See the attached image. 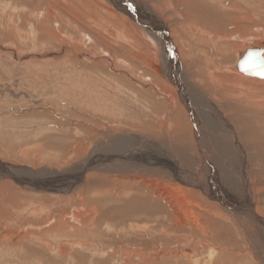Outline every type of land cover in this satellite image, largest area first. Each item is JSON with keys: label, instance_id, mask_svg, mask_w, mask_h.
I'll return each mask as SVG.
<instances>
[{"label": "rangeland", "instance_id": "rangeland-1", "mask_svg": "<svg viewBox=\"0 0 264 264\" xmlns=\"http://www.w3.org/2000/svg\"><path fill=\"white\" fill-rule=\"evenodd\" d=\"M143 1L150 3L149 7L155 9V14L162 13L164 23L169 28L174 25L170 15L166 14L169 12L167 2ZM238 2L241 7L245 6V9L254 8V11L250 10L254 22H247L242 29L238 26L237 29L240 30L236 36L232 35L221 40L213 37L215 49L214 45L210 44V38L199 36L195 31L191 36L184 35L181 30L173 34L177 43V58L184 56L185 65L190 70H193L191 68L193 59L190 58L192 55L197 59L196 63H203L205 56L203 53L208 51L211 55L214 54L222 65H232L237 52L250 44V38L247 39L248 34L252 35L251 41L254 39L264 42V4H262L264 2L259 0ZM115 7L111 0H0V45L3 46L0 48V162L4 167H15L16 170L12 172L19 174L20 178L32 179L33 177L27 173L31 171L36 173L34 171L43 170L45 167L54 171L49 175L51 178L58 175L55 171L72 175L75 171L73 166L84 160L87 152L96 148L95 145H101L100 135L95 133L91 135L90 132L95 130L98 123L108 115L107 121L110 119L111 123L116 125L119 123L127 127L134 126L132 129L135 125L137 128L144 127L147 120L158 122L165 116L168 105L166 101L164 102L163 96L157 94L158 92L155 93L150 87L148 77L145 79L141 77L148 72L142 69L138 62L127 58L133 67L127 68L117 64V72L112 71V68L109 69L111 76L107 69L95 67L91 63L87 64L88 58L84 59L89 53L93 57L100 56L107 48H111L113 53L118 55L124 53V56L128 57H130L128 51L136 53L135 45L138 44H133L134 40L116 38L119 31L115 26L114 18L125 14ZM219 8L226 10V5ZM254 12L255 14H252ZM208 13L212 18L217 15L211 9H208ZM203 17L208 21L207 16L203 15ZM96 20L97 23L93 22ZM102 25L109 30L101 29ZM123 28L127 29L125 26L121 27ZM83 32H89L92 40L84 41ZM139 36L136 40L142 41L143 46H137L139 50L136 54H149L142 49L145 50L150 42L146 41L142 33H139ZM10 44L14 45L15 48L12 47L14 52L8 46ZM151 47L149 45L148 48ZM158 48L160 49V46H154V52L151 50L150 55L160 54ZM222 48L228 51H222ZM64 49L66 51H63ZM13 54L16 56L14 57ZM66 56H74L84 61L68 59ZM155 59L153 65L158 64L157 56ZM68 60L71 62H67ZM148 64L152 66L151 62ZM128 72L131 77L136 78L135 81L124 76V73ZM87 74L90 75V80L86 77ZM35 75L42 76L48 86L42 84ZM70 78H76L79 86L71 83ZM93 80H97L100 85H91L93 83L90 81ZM118 85L121 86L119 91ZM67 86L72 87L69 90ZM85 86L86 90L83 91L82 88ZM109 88H112V92L107 90ZM175 105V109L168 115L169 119H172L176 111H180L182 117L185 116L183 121H187L188 110L182 106V102H175ZM117 111L121 112L117 115ZM109 113L116 115L112 116ZM141 120L145 123H140ZM137 132L147 135L144 131ZM160 140L164 145L162 136ZM180 143L178 142L177 146H180L178 154L182 153L179 154L178 159L186 163V158L190 159V154H193L192 162L195 163V155H197L195 148L191 145L185 148ZM226 145L225 148L229 144ZM99 150L97 146V152ZM186 152H188L187 156ZM4 167H0V193L4 192L1 193L4 197L0 194L2 198H0V264H238L245 261L255 264L259 256L261 259L264 257L263 248L256 249V246L260 245H253L256 251L252 247L251 239L243 236L244 234L242 235L231 220L222 216L216 217V214L220 213L219 210L215 209L213 213L203 211V208L199 207L201 200L195 189L188 190L182 182H167L160 185L161 188L166 187L167 191L171 190L169 193L165 191L168 194L165 193L167 196L164 199L169 202L174 199L171 203L175 204V212H172L163 201L149 200L147 195L138 191L130 194L124 190L116 199L115 191H120V187L118 189L117 186L113 192L114 197L106 193L79 194L81 189L78 186L82 184L85 176L90 174L94 177L96 175L97 178L100 176V179L94 182L103 179L106 172L99 168L98 170L90 168L82 172V181L76 184L74 194L69 193L66 188H61L63 186H57L63 191L59 195L55 193L56 189L51 193L50 190L44 189L45 191L38 195L33 190L36 187H31L33 185H29L30 189L23 185L17 188L11 181H7L5 178H11L4 173ZM40 176L39 178L43 177ZM71 178L74 179L73 175ZM37 188L40 186L38 185ZM10 195L13 198H10ZM7 196L9 203L4 204ZM257 197L262 198L260 194ZM134 203L145 204L147 210L144 208L136 210L132 207ZM151 206L155 207L154 211L151 210ZM261 206L264 209V205ZM93 210L96 212H92ZM72 213L80 222L84 218L85 221L88 220L86 225L71 221L69 218ZM58 216L63 217L62 222L58 221ZM65 221L69 222L68 225ZM74 226L79 227V230L74 229ZM61 248L65 252H62Z\"/></svg>", "mask_w": 264, "mask_h": 264}, {"label": "bare ground", "instance_id": "bare-ground-1", "mask_svg": "<svg viewBox=\"0 0 264 264\" xmlns=\"http://www.w3.org/2000/svg\"><path fill=\"white\" fill-rule=\"evenodd\" d=\"M111 1L125 14L124 16H116V18H114L115 26H117V31H119V35H116V38H119L120 40H134V43L132 42L133 44L143 46V44L141 43L142 41L139 42L138 40H136L138 39V37H140L139 33H142L146 41L148 40L150 42L149 45L152 46L149 49V45H147L146 49H142V51L149 54H136L139 50L137 48L138 45H135V54L129 51L127 52L130 57L124 56V53L123 55L113 53V50L111 48L108 49L106 47L107 50H103V53L100 56L95 55L93 57L90 56V53L89 55H87L84 52L86 54V56H84V59L88 58L89 62L86 59L87 64L91 63L95 67L107 69L108 74L111 76L112 73L109 71V69L112 68V71L117 72V64L126 66L127 68L131 66V62L129 64L127 58L138 62L141 68L148 72L141 77L143 79H145V77H148L150 81V87L155 93L158 92L157 94L163 96L162 98H164V102L166 101V104L168 106L166 105L167 111L165 116L162 115V118H160L159 120L157 119L158 122L147 120L146 124L143 125L144 127L137 128V126L135 125V128L132 129V127L134 126L130 125L129 127H127L125 125H119V123L118 125H116L111 123L112 121H110V119L107 121L106 118L109 115L107 116L106 114L107 117L103 118L98 123V126L95 127V130H91L90 132L91 135H93L94 133L95 135H100L101 145H95L96 148L90 149V151L87 152L86 158L84 160L76 163V165L73 166L75 167V171L72 174L74 178L73 180L71 178L72 175L56 171L55 173L58 174L56 175L57 177L55 176L51 178L49 175L53 174L54 171L46 167L43 168V170H33L36 173H33L32 171L31 173H27L24 170L29 176L33 178H20L19 174H14L12 172L16 170L15 167H4V165L0 162V167H4V173L6 175H9V178H11L5 179L7 181H11L17 188L22 187L20 185L27 186L28 188L29 185H33L31 187H36V189L33 190L38 195L39 193H43V191H45L44 189L50 190V193L53 189H56L55 193L59 195V193L63 192L61 188H66L69 193L73 192L72 194H74V191L76 190V184L82 181V172H85L90 168H96L97 170L99 168L103 172H106L103 179L94 182L100 179V176H98L99 178H97L96 175L94 177L91 174L90 175L93 177H91L90 175L85 176L83 181L84 183L82 182V184H80L82 186H78L79 189H81L79 194L86 193L88 195H98L100 193H106V195L114 197L113 192L114 190H116L117 186L118 189L120 187V191H115V194L117 195L116 199L118 198V194L120 195L124 190H126V192L130 194H133L134 191H138L141 194L147 195L149 200L156 199L157 202L163 201L164 203H166V205H168V209L170 211L172 210V212H175V204L171 203V201H173L174 199L170 202L164 199V197L167 196L165 193H169L171 190L167 191L166 187L161 188L160 185L167 182L175 183L179 181L182 182L188 188V190L195 189L201 200V204H199V207L203 208V211L205 210L213 213L215 209L219 210L220 213L216 214V217L222 216V218L224 219L231 220L232 223L242 232V235L244 234L243 236H247L249 239H251V241L253 242V248L254 246H256V244H258L260 246H256V249L262 247L264 250V209L261 208V204L264 205V79L254 75L245 74L236 66L238 59L241 57L243 52L251 46V43L256 42V46H262L264 48V42H260L261 40L255 41L254 39H252L251 41L252 35H245V38L246 36L247 39L250 38V44L247 47L244 45L245 48L240 49L237 52V57L232 65H222L218 60H216L214 54L211 55L208 51H205L203 53L205 55L203 63L198 62L199 60L197 61L198 63H196L197 59L192 55L190 56V58L193 59L191 65V68L193 70H190V68L185 65L186 62L184 60V56H180L181 58H177V43L173 37V34L178 30H181L184 35L188 36H191V33L195 31L196 34H199V36L203 35L206 38H210V44H213V47L215 49L213 37L221 40L222 38H228L232 35L236 36L238 31L240 30L237 28L241 27L242 29L247 24V22H254L253 17H251L250 15V10L252 8L248 9V7L247 9H245L244 4H242L244 8L241 7V5L238 4L239 0L237 1L238 3L233 0H211L212 2H209L208 0H161V3L167 2V8H169L167 10L169 12H166V14H169L171 21L174 22V25L170 26L169 28V26L164 23L162 13H160V15L155 14V9L149 7L150 3L148 4L143 0ZM261 1L264 2V0H259V2ZM222 3L224 4L222 5ZM224 5H226V10L219 8L220 6ZM208 9L215 11L217 15H214V18L210 17ZM81 13L84 14V12ZM252 14H255V12ZM169 15L167 17H169ZM203 15L208 17V21H205ZM64 16H66V14ZM89 19L91 18H88V20ZM80 22L82 21L80 20ZM93 22L97 23V20ZM122 26H125L127 29H121ZM101 29L109 30L105 25H102ZM88 33L89 32H85L83 34L84 41L92 40L91 36ZM100 33H102V31ZM145 39L143 40L145 41ZM8 46L14 52V45L10 44ZM120 46L123 47V45ZM154 46H160V49L158 48L160 50V54L157 52V54L155 55H153L154 53L152 54L153 56H155V58L157 56L158 63L153 65V60L156 59L150 55V51L154 50ZM0 48H3V46L0 45ZM63 51H66V49H64ZM188 51L190 52V50ZM222 51L227 52L228 49L222 48ZM262 53V57L264 59V51ZM13 55L14 57L16 56V54ZM158 55L160 56V58ZM66 58H71L72 60L76 59L82 62L84 61L83 59L76 58L74 56H66ZM91 59L96 61H93ZM182 61L184 62L183 64ZM67 62L71 61L68 60ZM148 62H151L152 66H150ZM113 66L115 68H113ZM124 74L126 78L130 80L133 79L135 81L136 78L131 77L129 72ZM86 77L89 78V80L91 79L89 74H87ZM121 77H123V75ZM37 79L41 81L42 84L47 85L45 79L42 76H37ZM75 79H71V83L79 86V81ZM90 82L93 83L91 85L94 86L100 85L97 80H93ZM72 86H67V88H69L70 90ZM107 87L109 86L107 85ZM120 87V85L117 86L118 91ZM131 87L130 88L133 90V85ZM82 89L83 91H85L86 86ZM111 89L112 88H109L107 90L112 92ZM149 91L150 90H147V92ZM84 100H86V98ZM178 101L182 102V106L185 107L186 110H188L187 121H183L185 116L182 117V113L180 111H176L174 113L171 119L172 121L168 117L169 113H171L172 110L175 109V102ZM96 104L98 103L96 102ZM104 110H106L105 107ZM120 112L121 111H117V115ZM109 114L112 116L116 115V113ZM139 122L145 123V121L142 120ZM137 131H144L147 135L142 133L139 134V132ZM160 136H162V141L164 140V145L160 140ZM178 142H181L183 144V147H190L191 145L193 148H195L194 151L196 150L197 153V155H195V163L192 162L193 154H190V159H185L186 163L181 162L178 159L179 154L182 153L179 152L178 154V151H180V146L177 147L179 145ZM226 144L229 145L225 148ZM97 146L100 149L98 152ZM187 153L188 152L185 153L186 156L188 155ZM227 157L229 158L227 159ZM4 173L2 172V174ZM40 175H43V177L39 178ZM156 177L160 179H157ZM89 180L92 181L90 182ZM2 181H4V179H2ZM38 185L40 186V188H37ZM57 186L63 187L58 189L59 187ZM259 194L262 196V198L257 197ZM8 198L9 197L7 196L3 202L4 204L9 203ZM10 198L13 197H11L10 195ZM159 205H161V203ZM132 207H134L136 210H138L139 208H147L145 204L142 203H134L132 204ZM91 208L93 209V207ZM150 208L152 211L155 210V207L153 206H151ZM92 212L96 211L93 210ZM91 215L92 214H90V216ZM57 218L59 222L63 221L62 216H58ZM69 219L78 223L79 225H86L88 221H85L84 218V220L80 222L76 215L73 213L72 215H70ZM53 222H55V220ZM65 223L67 224L69 222L65 221ZM74 229L79 230V227L75 228L74 226ZM61 251L65 252L62 248ZM238 264L249 263L245 261L242 263L238 262ZM255 264H264V257L261 259V257L259 256Z\"/></svg>", "mask_w": 264, "mask_h": 264}, {"label": "water", "instance_id": "water-1", "mask_svg": "<svg viewBox=\"0 0 264 264\" xmlns=\"http://www.w3.org/2000/svg\"><path fill=\"white\" fill-rule=\"evenodd\" d=\"M256 42L246 49L237 61V68L245 74H250L264 79V59L262 46H256Z\"/></svg>", "mask_w": 264, "mask_h": 264}]
</instances>
